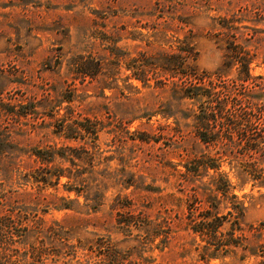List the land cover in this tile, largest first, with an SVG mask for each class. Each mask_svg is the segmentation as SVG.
I'll return each mask as SVG.
<instances>
[{"label": "rangeland", "instance_id": "rangeland-1", "mask_svg": "<svg viewBox=\"0 0 264 264\" xmlns=\"http://www.w3.org/2000/svg\"><path fill=\"white\" fill-rule=\"evenodd\" d=\"M95 11L107 14V18L104 19L107 29L119 30L121 40L118 42V47L126 54V61L122 62L116 75V88L104 89L103 94L107 97L100 96L101 91L97 81L86 80L82 83L80 77L74 75L72 77L68 72L72 55L83 53L85 50L84 46L88 42L86 37L89 36L96 17ZM153 25H158V29H164L168 37L190 42L193 49L184 66L194 69L189 70L193 72L190 73L191 75L195 74V77H191L194 81H198L199 76L206 74L217 84V89L221 90L219 98L227 103V111L224 115L239 110L250 119V122L243 124L238 131L229 129L227 132L231 137L229 144L234 141L244 146L248 141L264 139V103H262L264 101V0H0V72L6 78L1 84L3 86L1 95L5 101L13 104L36 101L51 91V88L57 87V91H60L74 79L75 84L72 87L76 88L80 100L77 98L78 101L74 103L75 111L72 118L78 121L84 118H90L93 122L99 121L96 140L68 139L62 134L59 136L53 134L54 127L44 129L46 136L42 133L37 134V130H32V124L37 128L43 127L50 120L42 111L28 115L26 119L21 120V123L12 116L4 114L0 116V130L19 127L23 130L20 133L22 137L16 136L15 139L26 148H45L48 145L56 148L64 146L73 148L75 154L81 157L77 162L83 172L81 177L91 187L82 188L79 192L75 188L68 190L69 186L80 185L62 177L57 186L40 188L34 184L32 188V182L28 185H18L17 175H14L10 181L0 176V185L3 186L1 190L7 193L6 200L2 199L4 204L0 205L1 214H7V209L13 206H21L22 209L23 206L33 207L34 201H38L40 203L38 216L46 224L55 222L62 226L68 234V243L76 246L74 255L67 257L63 255L57 262L49 257L46 264H105L106 252L100 253L104 245L98 252L88 250L89 247L95 246L100 238H109L108 244L111 250L117 253L118 257L124 258L119 262L120 264H145L141 263L136 254V251L143 249L144 233L135 228L130 232L122 231L117 224L121 209L115 207L114 203L118 195L136 204L147 201L152 205L153 213L160 208L171 220L169 225L174 237L169 245L160 251L155 248V245L160 243V240L156 239L152 244V250L143 251L142 256L155 258L154 264L196 263L199 251L195 247L196 244L201 245L203 242L198 236L184 231L180 224L179 219L186 211L185 204L182 202L177 206L170 197H166L168 193L184 196L177 190L179 186L175 177H167L165 172L160 171L155 175L149 172L148 168L145 170L140 164L137 165L135 158H131L148 157V152L153 156L156 155L157 159L162 158L163 150H167L165 144L173 141L168 138L172 132L165 125H174L173 120L166 121L160 115H156L148 122L145 119L129 122L127 119L129 117L119 113V111L122 113L130 111L128 106H121V103L127 101L120 92L123 91L125 95L136 92L134 89L125 88L128 83L139 90L134 96L141 98L143 103L141 107L145 105L153 107L152 103H154L156 109L161 101L167 99L166 90L171 82L183 85L184 81H188L174 65L159 78L156 74L150 73L149 88L143 87L142 83L134 78L125 81L131 75L127 63L137 56L143 44L138 40H132V37L137 33L143 35L150 33V26ZM149 49V54H153L158 52L161 46L154 44ZM94 51L103 53L98 45ZM241 51L251 61L250 78L245 81L236 79V66L226 70V75L222 78L224 81L217 78L215 72L228 60L227 57ZM157 79L164 80L166 84L155 86ZM207 82L205 80L204 83ZM225 84L229 92L224 91ZM111 85H114V82ZM249 95L258 98L250 99ZM237 99L240 100L238 105H236ZM66 104L67 102L62 104L57 116L61 117L64 114ZM99 104L101 106H98ZM102 105H108L109 109H103ZM216 129L220 133L223 131L221 124H218ZM190 137L194 140L192 135ZM155 139L159 141L154 142ZM198 149L214 156L215 151L206 149L201 143H198ZM229 153L220 162L217 172L227 174L234 186L233 192L237 195V200L245 207L242 227L247 228L250 224L258 225L264 221V186L259 185V180L247 175H239L241 168L234 167V162L230 163L233 155ZM236 154L237 161L242 165L255 156H251L245 149ZM172 157L174 162L183 160L178 156ZM22 159L20 176L30 172V166L37 165L34 161L35 156H23ZM63 166L69 164L65 163ZM207 173L209 176L214 171L209 169ZM132 174L135 178L139 175L146 176L144 184L159 187V191H140L118 181V179L120 181L127 179ZM152 178L155 179L154 182L151 181ZM62 184H65V187ZM98 184L104 185L103 200L93 211L90 206L94 205L95 190L92 186ZM5 201H7L6 205ZM48 201H55V205L64 202L72 204L62 209L50 205L46 212H42ZM221 212L224 214L226 210ZM228 225L229 223H226L224 228ZM32 242L29 240L25 246ZM186 242L188 252L185 256L179 257L178 254L181 252L179 246L185 245ZM240 255L241 251L238 250L235 254L212 257L209 264H256L258 261V258L252 256L241 260Z\"/></svg>", "mask_w": 264, "mask_h": 264}, {"label": "trees", "instance_id": "trees-1", "mask_svg": "<svg viewBox=\"0 0 264 264\" xmlns=\"http://www.w3.org/2000/svg\"><path fill=\"white\" fill-rule=\"evenodd\" d=\"M94 14L96 17L89 36L86 37L88 42L84 46L85 50L83 53L72 55L68 72L72 74V77H80L82 83L86 80L97 81L101 91L100 96L107 97L103 94L104 89L116 88V75L119 73L122 62L126 61V54L118 47V42L121 40L119 30L116 28L107 29L104 24L107 14L99 11H95ZM150 29V33L148 32L146 35L137 33L132 37V40H138L143 44L141 45L142 50L138 51L137 56L127 63L128 68L131 69V75L125 81L128 82L134 78L140 81L143 87L149 88L150 73L156 74L159 78L164 76L173 65L180 69L188 81H184L183 85L171 82L172 84L166 90L167 99L164 102L161 101L156 109L154 103H152L153 107L149 105L141 107L143 104L141 98L134 96L139 90L129 83L125 88L134 89L136 92L126 95L123 91L120 92L127 101L121 103V106H128L130 111L125 113L119 111V113L129 117L127 118L129 122L141 119L148 122L152 117L160 115L166 121L172 119L174 124L165 125L171 130L172 133L168 138L173 141L165 144L164 147H167V150L165 151L163 148L162 158L157 159L156 155L153 156L150 152L147 153L148 157L133 156L131 158H135L137 165L140 164L145 170L148 168L149 172L151 171L155 175L158 173L157 171H160L165 172L167 177H175L176 184L179 186L177 190L184 196L168 193L166 197H170L177 206L182 202L185 204L186 211L179 219L180 224L184 231L190 235L192 233V235L198 236L203 242L201 245L196 244L195 248L199 252L194 264H209L212 257L225 256L229 253L235 254L238 250L241 251L239 259L252 256L258 258L256 264H264V221L258 225L250 224L247 228L242 227L245 207L241 201L237 200V195L233 192L234 186L227 174L217 172L221 165L220 162L230 152L229 154L233 155L230 163L234 162V167L241 168L239 175H247L254 180H259V185L264 186V139L248 141L244 146H240L234 141L229 144L231 140L227 134L229 129L238 131L243 124L250 122V119L239 110H233L229 115H224L227 111V103L219 98L221 90L217 89V84L210 80V76L201 75L198 77V81L191 79V77H195V74L191 75L190 73L193 72L189 70L194 69L184 66L193 49L190 42L176 37H168L164 29H158V25L150 26ZM154 44L160 45L161 49L156 53L149 54V48H152ZM96 45L103 53L94 51ZM241 53L236 52L227 57L228 60L215 72L217 78L224 81L222 78L225 77L226 70L233 66H236V79L245 81L250 78L249 64L251 61L243 51ZM205 80L208 81L207 84L204 83ZM4 81L6 78L0 72V116L3 114L12 116L18 123H21V120L26 119L28 115L42 111L50 120L43 127L37 128L35 124L31 125L32 130H37V134L42 133L46 136V133L43 132L44 129L54 127L52 133L58 136L62 134L68 139L90 138L96 140L99 131L98 120L97 123L90 118H84L81 121L72 118L75 111L74 103L78 99L80 100V95L76 94V88L72 87L75 84L74 79L60 91H57V87L51 88L53 93L49 91L36 101L26 104H13L5 101L1 95L3 87L1 84ZM112 82L114 85H111ZM161 84L165 85L166 82L157 79L155 86L160 87ZM223 88L225 92H229L226 84ZM249 97L250 99L258 98L255 95H249ZM236 101V105L240 104V100ZM64 102H67L64 106L65 112L59 117L57 115ZM102 108L109 109L108 105H102ZM116 108L118 109V106ZM218 124H221L223 129L221 133L216 129ZM22 131L20 127L12 130H0L1 177L10 181L14 175H17L18 185H28L29 182H32V188L34 184L40 188L57 186L62 177L80 185L79 187L69 186L68 190L75 188L79 192L82 188L90 187V184L81 177L83 172L81 165L77 163L81 157L75 154L73 148L69 146L56 148L50 145L45 148H26L15 139L16 136L22 137L20 134ZM190 135L194 137V140H191ZM144 140L149 142L147 139ZM158 141L159 139L154 140V142ZM198 143H201L206 149L214 150V156L199 150ZM243 149L247 150L251 156L255 155L244 165L237 161L238 155L236 154H239ZM23 156H35L34 161L37 165L30 166V172L20 176L19 168ZM172 156L181 157L183 160L174 162ZM65 163H68L69 166H63ZM209 169H213L214 173L208 176ZM145 179L146 176L139 175L135 178L132 174L127 179H122V181L118 179V181L140 191H159V187L144 184ZM151 181L154 182L155 179L152 178ZM62 185L65 187V184ZM2 187L0 185V205L4 204L2 199L6 200L7 198L6 191L2 192L1 190ZM92 187L95 190L94 205L90 207L94 211L103 200L104 185L98 184ZM115 200L114 206L121 209L120 217L117 218L119 229L130 232L132 228H135L142 231L145 238V241L142 242L143 249L136 251V254H138L141 263L154 264L155 258L141 254H144L143 251L152 250V244L156 239H159L160 243L155 245V248L160 251L169 245L174 237L169 225L171 220L162 213L160 208L153 213L152 205L147 201L136 204L126 197L120 198L119 195ZM34 204L33 207L23 206V209L21 206L9 207L7 214L0 213V264H46L49 257L52 261L57 262L63 255L67 257L76 253V246L68 243V234L63 230V227L55 222L46 224L38 216L40 203L34 201ZM55 204V201H48L42 212H46L50 205L56 209H62L70 207L72 203ZM15 210L18 211L15 212ZM221 210H226V213L223 214ZM226 223L229 225L224 228ZM29 240L33 242L25 246ZM108 241L109 238H100L96 241L95 246L89 247L88 250L98 252L99 248L104 245L100 253L106 252L105 264H120L119 262H122L121 260L124 258L118 257L119 255L111 250ZM191 241L193 242L194 239L192 238ZM22 243L24 246H20ZM184 244L179 246L181 249L179 257L185 256L188 252L186 250L187 242Z\"/></svg>", "mask_w": 264, "mask_h": 264}]
</instances>
